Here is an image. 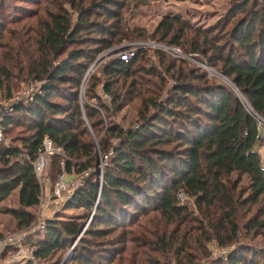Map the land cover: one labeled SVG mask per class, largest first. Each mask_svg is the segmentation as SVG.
Listing matches in <instances>:
<instances>
[{"label":"trees","instance_id":"1","mask_svg":"<svg viewBox=\"0 0 264 264\" xmlns=\"http://www.w3.org/2000/svg\"><path fill=\"white\" fill-rule=\"evenodd\" d=\"M20 1L39 4L41 0ZM64 2L76 12L73 22L63 3L59 2L53 10L45 9V18L37 17L29 36L23 41H19L21 37L15 38L19 42L17 47L10 43V50L0 59V90L6 96L18 81L38 82L31 99L15 102L12 112L0 122L1 135L18 125L27 132L18 137V144L0 139V201L16 189V206L0 208V213L7 212L16 229L29 226L39 192L31 161L44 137L60 148L66 172L73 170L78 174L87 170L95 158V144L86 122L97 137L102 127L100 110L106 115L120 110L126 105L123 94L139 100L137 118L129 127L112 121L100 129L102 135L96 144L101 156L109 152V160L102 168L99 187L95 171L85 185L74 189L68 201L69 207L87 211L93 206L94 213L72 247L69 259L61 264L113 263L121 249H101L100 255L94 256L86 238L103 237L122 227L126 216L153 213L165 222L180 225L188 220L198 221L193 210L178 204V192L193 199L196 214L202 216L200 222L206 220L220 246L231 243L240 230L237 206H246L245 212L249 213L260 199V207L250 213L241 227L251 232V237L263 235L264 157L253 150L257 141L255 125L235 93L225 85L209 81L197 69L169 64L164 53L154 50L159 67L174 79L166 94L159 97L161 84H157V79L163 84L156 70L159 67L138 65L139 60L144 63L140 48L126 62L115 56L101 63L97 68L101 77L94 71L83 89L94 105L79 104L82 76L88 65L116 42L129 38L131 30L120 14L125 3L93 0L84 6L83 0ZM98 6L103 7L105 18L115 22H90L93 8ZM111 6L117 9L111 11ZM11 7L18 12L26 10L19 5ZM236 15L240 17L234 21ZM227 24L231 25L225 31ZM2 28L0 23V31ZM151 36L175 46L181 38H188L185 50L206 56L210 66L219 64L220 72L249 107L264 117V0H230L222 19L203 30L193 28L178 15L163 16ZM25 42L32 46L28 51L19 47ZM135 71L137 79L133 78ZM146 76L156 79L152 81ZM120 79L122 86L127 85L123 91L116 87ZM98 86L108 104L97 95ZM48 158L56 173L59 157ZM71 159L75 162L71 163ZM240 183L243 185L234 194ZM243 192L248 194L241 198ZM82 226L73 220L46 221L40 236L28 240L35 248L34 257L46 260L78 237ZM163 236L159 235L147 251V237L142 236L137 243L143 246L142 251L136 257L130 252L128 264H153L151 254L169 247ZM158 244L161 246L157 247ZM245 248L231 252L215 264H264V251ZM178 250L182 253V247L178 246ZM244 252L249 256L245 257ZM183 257L185 261L190 259L183 253L178 262ZM117 264L123 262L118 259Z\"/></svg>","mask_w":264,"mask_h":264},{"label":"rangeland","instance_id":"2","mask_svg":"<svg viewBox=\"0 0 264 264\" xmlns=\"http://www.w3.org/2000/svg\"><path fill=\"white\" fill-rule=\"evenodd\" d=\"M91 1L93 0H83L84 6H88ZM98 1L99 0H96V2ZM115 1H117L120 5L125 3V5L121 7L120 14L121 17L125 20V25L128 30H131V35L129 36V38L122 39L119 42L113 44V46H111L109 49L101 52L96 57V59L88 65L82 76V80L84 82L80 85L79 104L87 103L94 105V100L88 98V96L86 95L87 92H84L83 89L88 77L92 73H94V71H96L95 73L98 72L99 69L97 68L101 63L109 58L115 57V54L121 49H127L129 47H135L139 45L143 46L141 47V49L144 53V63L139 60L137 62L138 65L145 64V67H149L150 65L153 66L152 64H155V66L159 67L156 58H154L153 51H161L165 54V58L169 64L173 62L175 67L182 66L186 70L188 68L197 69L198 73H202L203 75H205V77L209 79V81L227 86L235 93L237 97L241 95L232 85L231 81L220 72V70L218 69L219 64L210 66L209 64H207L206 56L202 55L199 52H189L188 50H185L188 48V38H181V40H179V45L175 46L166 44L164 42H158L151 36L158 22L163 16L178 15L182 19V21L188 23L193 28L201 30L214 26L225 15L227 9L229 8L230 0H146L145 3H140V1L142 0H138V2L136 3H134L135 0H125V2H123L122 0ZM59 2L63 3V7L67 10V12L70 13V17L73 22L76 17V12L72 11L64 2V0H50V3L41 0L39 4L23 2L20 0H0V23L3 27L0 31V59L7 50H10V43L14 46V48L17 47L19 42H16V40H14L15 38L21 37L19 41H23L27 38V36H29L32 30L35 29L37 17L38 19L45 18V9L53 10ZM13 5H19L21 7L23 6L26 8V10L19 12L15 11L11 7ZM114 9H117V7L114 8V6H111L110 10L115 11ZM103 12L104 9L102 6L94 7L92 14L93 16L90 17L89 21L102 23L104 25L115 22L114 19L105 18ZM238 17L240 16H234L233 20L235 21L236 19H238ZM15 19L16 22H13V20ZM230 25L231 24H227L225 31L230 27ZM82 36L83 35H80L79 37ZM117 38L118 37L115 36V39ZM25 43L26 44H24L23 46L20 45L19 47L24 49L25 51L30 50V48L32 47L31 44H28L27 42ZM155 44L177 48L182 54V57L169 55L162 50L156 49V47H151ZM160 67L155 68L160 72V76L163 78V84L160 83L157 79V84H161V94H159V97H163L166 94L165 92L167 91V89L174 82V79L170 76V74H166L165 72H163V68L161 67L160 69ZM98 75L101 77L100 74ZM137 75V71H135L133 78L137 79ZM148 78H150L152 81L156 79L154 78V76ZM121 81L122 80L120 79L116 84V87L118 90L123 91V87L127 85L122 86ZM127 81L128 80H126V83ZM15 85L16 86L11 90V93H9L8 96L5 95V91L0 90V105H12L14 102H25L27 96L36 91L38 82H34L31 80L18 81ZM160 91L158 89V93H160ZM96 93L101 97V100L105 104H108V98L102 95L99 86L97 87ZM122 97L126 101V105L121 107L120 110L112 113L111 115H106L104 111L102 112V110H100L102 119V127L100 126V129L106 127V125L112 121L123 125V127L134 125L133 123L137 118V112L140 108V102L136 98L128 97L123 94ZM51 100L59 101L56 98H52ZM83 119L86 121L85 116H83ZM86 127L87 132L89 133L91 139L95 144L93 148V154L95 158L91 163V166L84 172L78 174L73 172V170L71 172H66L63 167V160H65V157L61 152L59 155H56L59 157V167L58 171L55 173L54 169L51 167L50 158H48L47 165L43 170V174L49 179V186L50 183H52L56 178L54 176H51H57L60 173L63 174L65 178L66 176L70 177L67 179L79 177L77 179V187L85 185L86 182L89 181L88 179H90L91 173L96 171L98 173L97 180L99 187L102 168L109 160V152L105 156H101L100 151L98 150L96 143L98 138L102 135L101 130L99 129V133L96 137L92 129L88 126L87 122ZM26 133L27 132L25 128L18 125L13 127L11 129V132L5 135L2 134L1 136L3 137L4 143L18 144V137H20L21 135L23 136ZM74 162L75 161L71 159V163ZM242 185V183L238 184L236 190L233 191V193L235 194L239 189V186ZM182 194L184 195V198L181 202H179L177 199L178 204L185 205L189 209L193 210V215L197 217L198 221L188 220L187 223L180 225V223L176 222H165L163 219L159 218L158 215L153 213H149L144 216L137 215V217L126 216L124 218L123 225H121L122 227L113 231L111 230V233L109 232V234L104 235L103 237L88 236L86 238V241H88L89 244L86 245L89 246V249L94 253V256L99 254V251H101V249H121V252L119 251L120 253L116 256L115 261L111 264H117L118 259H120L123 264H128V259L131 254L130 252L133 253L134 257H136V253H140L139 250H141L143 247L138 246L141 242L142 236L147 237V244L144 247L146 251L150 250L149 247H151V245L155 243L154 241L158 238L159 235H164L163 238H165V240L169 242V247H167V249H161L155 252V254H151V257L154 258L153 264H215L218 260H224L231 252L236 251L241 247L243 249H246L245 247L247 246L255 247L256 249L264 251V234L251 237L252 233L246 232L241 227L243 223H245L246 219L250 217V213L252 214L258 207H260L259 205H261L262 203L260 199L258 203H255L251 206V210L249 213L245 212L246 206H237L238 210L236 212V215L238 214V216H236V220L239 223L240 230L237 232V236H235L231 243L220 246L213 236L212 229L208 227L206 220L202 219V221L200 222L202 216L196 214L193 199L191 197L185 196L184 193ZM247 194V192H243L241 198L246 197ZM71 195L68 198H64L63 201H59L58 204L54 206L55 211L53 214H50L51 218H49V220H54L56 222L73 220L82 223L83 228L79 232L78 237H76L71 242H68L66 245H64V247L51 253V255L46 260L35 257V262L37 264H61L67 261L69 259V257L66 259L67 253L70 252L71 255L72 247L77 242L79 236H81L83 229L88 225L89 220L94 213L95 207L93 206L89 211L79 207H69L68 201ZM15 206L16 189L11 191L6 198L0 201V208L3 209ZM35 209L36 206L33 210V214L29 223V226L32 229L35 228V225L39 220L35 217ZM41 217L43 216L41 215ZM199 225H202V228H199ZM14 226L15 222L13 218L7 212H1V236L7 235L12 232H19L27 228L25 227L16 229ZM176 228H179V230H175ZM37 233L39 237L41 231H37L34 232V234H31L29 237L30 241L37 237ZM160 246L161 245L159 244L157 245V247ZM178 246L180 248L182 247V253L181 251L179 253ZM183 253L188 255V258L190 259H186L187 261H185V258L183 257V260L178 262V259L182 257ZM247 253L248 252H244L245 257L249 256V254ZM141 256L143 257V255ZM137 259H139V257H137Z\"/></svg>","mask_w":264,"mask_h":264},{"label":"built area","instance_id":"3","mask_svg":"<svg viewBox=\"0 0 264 264\" xmlns=\"http://www.w3.org/2000/svg\"><path fill=\"white\" fill-rule=\"evenodd\" d=\"M141 47L143 46L139 45L135 47H129L127 49H121L115 54V56L121 61L126 62L131 59L134 56L135 51ZM151 47H156V49L162 50L169 55L182 57V54L179 52V50L171 46L155 44ZM238 98L254 122L257 142L264 143V117L253 111L241 95H239ZM26 99L30 100L31 94H29ZM14 104L15 102L12 105H0V122L5 115H8L12 112ZM0 139H2L1 131ZM60 153V148L54 146L48 138L44 137L42 139L41 144L31 161L32 171L39 188L38 200L34 213L36 219L38 218L39 220L35 225V228H33L34 231L32 228H30V226H28V229L25 228L26 230L23 229L19 232H12L7 235L0 236V264H37L33 255L35 248L28 243V239L31 234L41 231L45 226L46 219L42 212L46 208V202L52 201L57 205L59 201H63L64 198H68L78 185L77 179L79 177L65 179L64 175L60 173L56 176L55 180L50 183L49 186V179L43 174V170L47 165V157L49 155H59ZM183 198L184 195L182 192H178V201L181 202ZM41 215L43 217H41Z\"/></svg>","mask_w":264,"mask_h":264},{"label":"crops","instance_id":"4","mask_svg":"<svg viewBox=\"0 0 264 264\" xmlns=\"http://www.w3.org/2000/svg\"><path fill=\"white\" fill-rule=\"evenodd\" d=\"M253 150L256 151L261 157H264V145H263V143L256 141V143L253 146ZM263 162L261 164L262 167H263ZM67 178H70V177H67L66 176L65 179H67ZM55 205L56 204H54L52 201L46 202V208L42 212V214L45 217L46 221H48L49 218H51L50 217V214H53L54 213V211H55L54 206ZM37 236H38V233H37Z\"/></svg>","mask_w":264,"mask_h":264},{"label":"water","instance_id":"5","mask_svg":"<svg viewBox=\"0 0 264 264\" xmlns=\"http://www.w3.org/2000/svg\"><path fill=\"white\" fill-rule=\"evenodd\" d=\"M82 228H83V226L80 228V230H82ZM69 256H70V252L67 253V257H66V259H67ZM66 259H65V260H66Z\"/></svg>","mask_w":264,"mask_h":264}]
</instances>
